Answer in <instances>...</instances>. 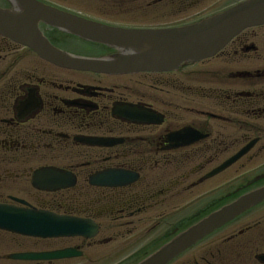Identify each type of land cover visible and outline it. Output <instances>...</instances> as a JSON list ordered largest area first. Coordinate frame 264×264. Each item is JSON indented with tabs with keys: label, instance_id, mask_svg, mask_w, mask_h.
<instances>
[{
	"label": "flooded vegetation",
	"instance_id": "1",
	"mask_svg": "<svg viewBox=\"0 0 264 264\" xmlns=\"http://www.w3.org/2000/svg\"><path fill=\"white\" fill-rule=\"evenodd\" d=\"M37 1L112 28L152 30L243 0ZM0 8L15 7L0 0ZM38 29L74 56L119 53ZM263 185L264 25L210 59L165 72L65 68L0 36V204L74 218L91 234L30 239L18 252L74 256L26 264H137ZM168 264H264V202Z\"/></svg>",
	"mask_w": 264,
	"mask_h": 264
},
{
	"label": "water",
	"instance_id": "2",
	"mask_svg": "<svg viewBox=\"0 0 264 264\" xmlns=\"http://www.w3.org/2000/svg\"><path fill=\"white\" fill-rule=\"evenodd\" d=\"M23 12L16 14L0 10V33L14 37L35 48L42 57L79 69L130 71L136 69L166 70L176 68L186 61H198L215 54L233 36L246 27L264 23V0H251L221 15L184 28L163 31H129L88 23L57 13L31 0H12ZM42 20L59 29H65L95 42L129 49L113 61L72 59L54 50L38 35L36 22ZM35 33L33 39L32 33ZM107 69V70H109ZM264 200V188L239 198L179 234L139 264H167L181 252L207 234L221 227L248 208ZM48 224L50 228H37L36 223ZM34 223L33 228L30 224ZM61 224L64 228L51 227ZM71 224V223H70ZM72 226V225H71ZM0 229L34 237H55L76 233L60 220L50 216L30 215L25 212L0 207ZM68 256V251L49 254H18L17 260H49Z\"/></svg>",
	"mask_w": 264,
	"mask_h": 264
},
{
	"label": "rangeland",
	"instance_id": "3",
	"mask_svg": "<svg viewBox=\"0 0 264 264\" xmlns=\"http://www.w3.org/2000/svg\"><path fill=\"white\" fill-rule=\"evenodd\" d=\"M33 243V240L15 238L7 233L0 232V264H26L18 261L6 260L5 258L3 259V256L29 248Z\"/></svg>",
	"mask_w": 264,
	"mask_h": 264
}]
</instances>
